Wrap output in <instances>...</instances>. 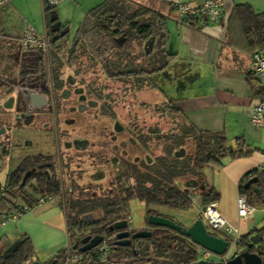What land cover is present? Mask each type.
<instances>
[{
  "label": "crops",
  "instance_id": "obj_1",
  "mask_svg": "<svg viewBox=\"0 0 264 264\" xmlns=\"http://www.w3.org/2000/svg\"><path fill=\"white\" fill-rule=\"evenodd\" d=\"M105 1L67 0L55 11L62 25L67 26L69 34L74 31L76 37L88 13ZM147 1L155 4L157 10L168 18L167 48L174 55L167 68L158 74V79L162 78L160 83L157 79L159 95L167 102L174 101L187 121L200 131L225 134L234 146L241 139L245 143L244 150L252 151L247 157L233 159L227 156L222 167L209 168L208 172L205 170L204 191L214 188L219 192L218 212L237 229L236 236L221 237L230 240L233 252L227 258H232L238 253L237 243L232 239L237 237L240 240L251 232L264 229V206L255 209L249 217L241 218L238 205L242 179L255 170L264 172V129L255 127L250 119L252 108L260 102L264 103V97L258 93L264 87V78L250 73L253 52L242 42L239 24L234 23L231 36L228 28L236 6L249 5L261 14L264 13V0H224L220 23L208 24L201 29L183 23L173 3L180 1L200 6L204 0ZM45 9L44 0H11L0 8L2 111L15 109L16 97L12 94V85L23 82L26 69H36L41 59L39 53L24 51L20 45L25 25H33L41 35L49 37L52 44ZM231 37L233 43L230 42ZM12 172L10 167L7 178ZM67 183L72 185L70 180ZM193 193V204L200 206L198 194ZM201 208L205 207L201 205ZM65 211V202L61 198L34 205L20 219L0 228V254L16 242L29 238L35 248V261L49 264L70 247ZM196 221L195 218L185 227L192 226ZM254 235H257L256 232Z\"/></svg>",
  "mask_w": 264,
  "mask_h": 264
},
{
  "label": "trees",
  "instance_id": "obj_2",
  "mask_svg": "<svg viewBox=\"0 0 264 264\" xmlns=\"http://www.w3.org/2000/svg\"><path fill=\"white\" fill-rule=\"evenodd\" d=\"M137 5L136 0H106L91 10L76 33L74 48L94 50L97 58L103 62L109 50H117L119 61H134L139 55H133L131 48L127 50V43L138 40L143 46L146 41L154 39L153 55L158 59L159 69L163 71L169 65L174 56L169 53L168 43V18L161 11L139 6L135 10L132 5ZM143 10V11H141ZM49 27L50 20L55 9H45ZM139 18H145L139 21ZM237 22V23H236ZM183 23L201 29L208 25V21L202 17H191L183 20ZM234 23L239 24L242 42L252 50L253 56L257 52H264V13H256L249 5L236 6L229 24L228 33L231 36ZM68 30L67 26H65ZM121 38L123 44L119 43ZM233 37L230 42L233 43ZM134 49V48H133ZM121 50V51H120ZM140 55H144V47L140 49ZM134 58V59H131ZM251 75L254 73L251 71ZM264 97V87L258 91ZM166 109L173 117L182 116L186 125L181 132L171 137L168 148V158L161 162L162 167L156 175L153 171L139 176H122V183L115 187L110 198H92L79 201L76 196H69L68 183L60 174L57 166H44L37 174L26 177L27 173L38 165L56 162V159L48 156L28 158L22 162L17 170L12 172L4 185V194L0 197V216L10 217L13 214L31 209L39 205L41 199L50 197L61 198L65 202V213L68 222L69 249L61 252L49 264L54 261L57 264H66L69 253L79 255L78 260L72 264H131L140 260L143 264H193L199 261L196 245L189 239L178 233L168 230H157L149 239L133 240L130 246L122 247L111 244L108 261L104 262L99 249L82 253L81 247L87 235L111 236L114 235L111 228L123 220L131 200L138 199L147 208L156 205H166L176 210H189L193 206V196H188L179 187L178 182L183 178L205 179V170L212 167H222L223 159L227 156L233 159L247 157L252 151L244 150L245 143L237 140L236 146L231 145L225 134H215L200 131L189 123L180 108L174 101H168ZM188 141L195 142L194 154L183 159L174 156L177 148H183ZM176 146V147H175ZM4 160L0 146V163ZM54 164V163H53ZM258 181L249 189L247 183L252 179ZM125 182V183H124ZM0 187V188H1ZM72 190H77V185H71ZM242 195L246 196L249 205L254 208L264 206V172L260 170L247 174L239 186ZM220 199V194L214 188L204 191L199 200L203 207L215 204ZM95 209V211H90ZM147 215L154 211H146ZM92 214L96 223H89L84 217ZM203 220V217L201 218ZM204 221V220H203ZM262 236L264 246V229L254 231L242 237L237 243L238 252L247 251L250 238L254 233ZM213 234L212 232H210ZM230 241V240H229ZM255 248L251 251L255 252ZM35 248L29 238H24L18 249L12 253L0 254V264H29L35 261ZM73 256V255H72Z\"/></svg>",
  "mask_w": 264,
  "mask_h": 264
},
{
  "label": "flooded vegetation",
  "instance_id": "obj_3",
  "mask_svg": "<svg viewBox=\"0 0 264 264\" xmlns=\"http://www.w3.org/2000/svg\"><path fill=\"white\" fill-rule=\"evenodd\" d=\"M65 30L67 29L63 26L62 31ZM67 36L69 34L56 44H51L48 67L41 66L39 79L32 76L36 69L28 67L24 72L23 82L12 85V94L16 97L15 109L5 113L0 120L3 161L10 156V146L15 143L19 130L33 131L41 138H47L50 136L49 132H55L57 148H64L59 155V161L38 165L32 168L26 177L37 174L44 166L61 164L58 168L60 174L64 177L63 173H67V177H64L65 183L69 180L77 183V190H72L69 195H76L79 201L88 200L90 196L95 199L110 198L115 187L122 183L123 179L120 177L132 174L142 176L151 171L157 175L162 167L161 162L168 158L166 146L162 154L156 155L161 149L157 127H148L147 122L141 121L142 118L132 110L125 114L118 112L120 104L126 101L129 95L136 96V93L145 87L156 91L158 84L154 77H158L160 72L158 59L153 55L154 41L147 48L149 40L146 41L142 59L137 58L131 62L123 60L122 64H118L116 54L112 55L117 50H108L107 54L111 55L102 62L94 54V50L74 48V40L69 42ZM117 83L122 84L124 88L120 86L114 90ZM15 87H24V90L14 92ZM33 98H38L36 104L33 103ZM147 104L145 102L142 107L147 108L148 112L159 111ZM31 146H34V143ZM176 153L178 152L174 153L175 157ZM41 156L46 155L38 152L25 157L23 161ZM186 156L187 153L180 159ZM64 163L70 166L77 163L78 169L80 168L78 178L86 179V183H79L77 178L67 171L68 167L63 169ZM86 165L87 168H81ZM44 173L46 171L42 170V174ZM178 185L188 196L194 195L195 192L200 198L204 193L202 179L183 178ZM168 209L176 210L164 204L150 208L146 206V211H154V214L146 213L147 227L141 229L132 227L133 219L127 210L121 220L127 222V228L123 231H113L111 228L114 235L101 236L103 240L100 245L106 239H110L109 246L116 245L119 242L117 235L121 232L129 233L132 244L133 240H142L133 239L136 233L146 231L153 235L157 230H168L149 224V217L152 215L171 220L164 212ZM84 220L96 223L92 214L84 217ZM131 264L143 263L137 260Z\"/></svg>",
  "mask_w": 264,
  "mask_h": 264
},
{
  "label": "rangeland",
  "instance_id": "obj_4",
  "mask_svg": "<svg viewBox=\"0 0 264 264\" xmlns=\"http://www.w3.org/2000/svg\"><path fill=\"white\" fill-rule=\"evenodd\" d=\"M138 3H139L138 5L141 7L144 6V7H148L153 10L159 11L157 10L156 5L151 3L150 1L141 0V1H138ZM132 6L135 10L136 9L139 10L138 9L139 6L134 5V4ZM144 19L145 18H139V21L144 20ZM67 37H68L67 40L69 42H72L75 38V32L73 31ZM127 44H128L126 47L127 50L129 51V49L131 48L133 55H139L138 57L142 59L143 56L140 55L141 54L140 49L145 47L146 42L144 43L143 46L140 44L138 40L128 42ZM39 71H41V69ZM32 76H34V74H32ZM154 79L156 82L158 77L155 76ZM161 79L162 78L158 79L159 83ZM159 83L157 84L159 85ZM120 86L124 88L122 84L119 85L117 83V86H114V90H116V88ZM157 90H158L157 88L155 91V90L147 89L145 87L141 92L136 93V96L129 95L128 99L126 101H123L120 104L119 109H118V112L122 114L129 113L132 110L133 113H136V115L142 118L141 121L147 122L146 124L148 125V127L155 126L157 127V129H159V132H158L159 139L158 140L160 142L161 149L159 150L158 153L156 152V155L162 154L163 148L171 144V140H172L171 137H173V135L175 136V134L178 135L181 132L182 126L186 125L182 116L178 115L177 117H173L172 115H170V113L166 110L169 105L167 100L165 98H162L159 95V91ZM145 102L148 103L147 104L148 106L150 105L152 108L154 107L155 110L157 109L159 111H155L156 113L148 112L147 108L142 107V104H145ZM130 106L134 108L130 109L129 108ZM5 113L7 112L2 111L0 109V120L2 119L4 115H6ZM48 134L50 135L49 137L41 138L40 136H37V134L33 133V131H30V130H19L18 131L17 136H15L16 138L15 143H13L10 146V150H11L10 156L6 159V161H2L0 163V185L1 186L6 183L7 173L9 172V168L11 167L13 171L16 170L18 166L22 163L25 157L35 155L38 152H42L43 155H46V156L49 155L55 158L56 161H59L58 160L60 159L59 155L61 152H63L64 148H62L61 150L57 148L55 132H49ZM28 142L31 144H28ZM32 143H34V146H31ZM195 147L196 145H195V142L193 141H188L186 145L183 147L188 157H191L194 154ZM180 150L181 148L180 149L177 148L176 151H174V153L179 152ZM60 165L61 164H59L57 168H59ZM65 166L68 167L67 171H69L71 175L77 178V181L79 183L81 184L86 183V179L83 180L81 178H78L79 177L78 170L80 168L78 169L79 166L77 165V163H74L71 166L66 163L62 164L63 169ZM81 168L83 169L87 168V165ZM209 170H210L209 168L206 169L207 172ZM64 175L66 176L67 173L64 172ZM204 180H203V183H204ZM70 184H72L73 186L77 185V183H74V182H71ZM202 209L203 208H201V205L198 206L196 204H193V206L187 211L168 209L164 212L166 213L167 216L171 218V220L175 221L178 224L186 226L189 222H192V220H194L195 218L197 220L201 218ZM127 210L131 218L133 219L132 227L136 229L147 227L146 206L144 203H142L138 199H133L130 201ZM232 247L233 246H231L228 251L229 255L232 254L233 252ZM201 259L202 257H200V260ZM214 259L216 260V262H219L221 260V258L218 256H215Z\"/></svg>",
  "mask_w": 264,
  "mask_h": 264
},
{
  "label": "built area",
  "instance_id": "obj_5",
  "mask_svg": "<svg viewBox=\"0 0 264 264\" xmlns=\"http://www.w3.org/2000/svg\"><path fill=\"white\" fill-rule=\"evenodd\" d=\"M11 0H0V8L9 3ZM67 0H44L45 7L56 9L61 3ZM224 0H204V2L200 6H193L189 3H182L180 1H175L173 3V7L178 12L180 19L183 21L187 18L191 17H202L208 21L209 24H219L221 21V17L224 10ZM20 45L24 51H36L41 56V59L38 62V67L34 74V78L39 79L41 76V66L44 65L48 67L49 62V52L51 48L50 38L47 36L41 35L36 28L31 24H26L24 28V34L20 40ZM251 71L260 77L264 78V53L257 52L253 56ZM20 90H24V87H15L14 92H18ZM251 123L257 127L264 129V103L256 104L251 111ZM69 191H72V187H69ZM4 194V187L0 188V197ZM54 198L50 197L47 199H41L39 204L53 202ZM239 205V216L241 218L249 217L253 211L246 196L242 195L238 201ZM27 209H24L21 212L11 215L10 217L0 216V228L6 226L9 222L17 221L20 219ZM203 220L209 231L214 233V235L218 237L226 236L232 237L237 235V229L233 228L231 225L227 223V221L221 216L218 212L216 203L211 204L205 207L202 212ZM129 222L131 219L129 218ZM234 243H238V238L232 239ZM110 239H106L99 246V251L101 256L103 257L104 262L108 261L109 250H110ZM196 251L199 254V258L202 257L201 260H206L209 262H215V255L209 251L204 250L203 248L196 247ZM73 255V256H72ZM79 255L69 253L66 264H72L75 260H78ZM220 261H226L227 257H220ZM200 260V259H199ZM219 261V262H220Z\"/></svg>",
  "mask_w": 264,
  "mask_h": 264
},
{
  "label": "water",
  "instance_id": "obj_6",
  "mask_svg": "<svg viewBox=\"0 0 264 264\" xmlns=\"http://www.w3.org/2000/svg\"><path fill=\"white\" fill-rule=\"evenodd\" d=\"M50 23L51 35L53 36L51 40L52 44H56L61 38L69 34V30H65L64 32L62 31L63 25L59 20L57 12L53 14ZM153 41L154 39H151L147 43L146 48L151 45ZM123 42L124 39L121 38V40H119V43L123 44ZM37 99L38 98L32 99L34 104H36ZM43 100H45V98H43ZM185 154L186 151L182 149L180 152L176 153V157L182 158L185 156ZM257 181L258 179L256 178L250 180L246 185V189H249ZM149 224L157 228L174 231L175 233H178L179 235L189 239L196 246L203 248L204 250L209 251L218 257H227L228 251L231 247V243L229 240L211 234L202 219L197 220L192 226L184 228L183 226L175 223L170 219L152 215L149 217ZM127 226L128 225L126 221H121L116 223L112 227V230L123 231L127 228ZM151 237L152 233L146 231L139 232L133 235V239H148ZM117 238L119 242L116 243V246L126 247L131 245V241L129 240V233L121 232L117 235ZM102 240L103 238L101 236L87 237L82 242L84 247L81 248V252L86 253L96 249L100 245ZM20 245L21 241L16 242L4 254L16 251ZM247 248V251L238 252L234 257L228 258L226 261L209 262L206 260H199L198 262L193 264H264V246L262 245V236L260 234L254 235L250 238V243ZM253 248L256 249L255 252L251 251ZM29 264L41 263L33 261ZM54 264H56V262H54Z\"/></svg>",
  "mask_w": 264,
  "mask_h": 264
}]
</instances>
